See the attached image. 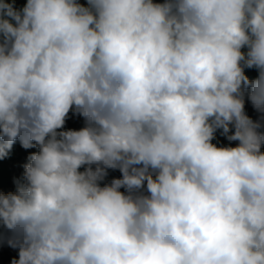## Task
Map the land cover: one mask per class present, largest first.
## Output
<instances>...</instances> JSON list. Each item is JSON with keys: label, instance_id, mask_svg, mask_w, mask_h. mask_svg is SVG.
Returning <instances> with one entry per match:
<instances>
[{"label": "clouds", "instance_id": "obj_1", "mask_svg": "<svg viewBox=\"0 0 264 264\" xmlns=\"http://www.w3.org/2000/svg\"><path fill=\"white\" fill-rule=\"evenodd\" d=\"M17 141L10 264H264V0H0Z\"/></svg>", "mask_w": 264, "mask_h": 264}, {"label": "trees", "instance_id": "obj_2", "mask_svg": "<svg viewBox=\"0 0 264 264\" xmlns=\"http://www.w3.org/2000/svg\"><path fill=\"white\" fill-rule=\"evenodd\" d=\"M249 78L250 79H255L256 77L249 76ZM245 107H246L247 114L249 116H251L253 119H255L256 118V113L253 110L251 104L246 102V106ZM217 140L219 141V143H221L223 145H226V146L229 143H231L232 146H235V144L237 143V142H229V141H227L223 136H221L219 134V132L217 133ZM214 142H216V141H214ZM12 150L14 151L15 159L17 161V166H16V169H15V173L14 172L11 173L8 177H3V178L0 177V191L5 192V193H7L9 191H15L14 180L17 179V178H21L22 177V174H23V171H24L23 165L25 163H27V157L29 156L30 153L35 152L38 149H36V148L24 149L20 145L19 141H17L13 145ZM4 159L5 158L0 159V165H1V162ZM119 176H120L119 171H110L109 179H111L112 177H119Z\"/></svg>", "mask_w": 264, "mask_h": 264}, {"label": "rangeland", "instance_id": "obj_3", "mask_svg": "<svg viewBox=\"0 0 264 264\" xmlns=\"http://www.w3.org/2000/svg\"><path fill=\"white\" fill-rule=\"evenodd\" d=\"M84 0H80L83 3ZM26 0H17V4L21 5L25 3ZM246 75L251 77H256L257 72L255 69H246ZM83 126V120L80 117L72 116L70 113V118L66 122V128L79 129ZM17 166V161L15 159L14 151L11 150L9 155L1 162L0 165V177H8L11 173H15ZM13 257H17V251L5 246H0V264H10Z\"/></svg>", "mask_w": 264, "mask_h": 264}]
</instances>
